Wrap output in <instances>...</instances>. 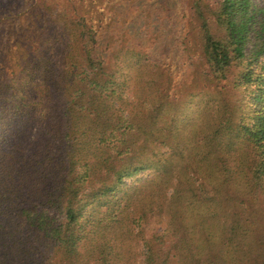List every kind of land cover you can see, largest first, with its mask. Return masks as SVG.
I'll use <instances>...</instances> for the list:
<instances>
[{
	"label": "trees",
	"instance_id": "trees-1",
	"mask_svg": "<svg viewBox=\"0 0 264 264\" xmlns=\"http://www.w3.org/2000/svg\"><path fill=\"white\" fill-rule=\"evenodd\" d=\"M129 1L136 21L180 5L204 63L196 89H163L165 71L143 55L147 28L116 50L125 24L96 25L84 0H31L30 51L0 67V264H178L173 247L190 246L211 213L231 215L234 197L264 213V0ZM249 156L255 182L241 195Z\"/></svg>",
	"mask_w": 264,
	"mask_h": 264
},
{
	"label": "rangeland",
	"instance_id": "rangeland-1",
	"mask_svg": "<svg viewBox=\"0 0 264 264\" xmlns=\"http://www.w3.org/2000/svg\"><path fill=\"white\" fill-rule=\"evenodd\" d=\"M49 1H56L59 7L67 5L71 8L70 1L79 0ZM129 4V0H84L83 7L80 10L88 17H92L96 25H99L102 19L103 23L100 25L105 28L107 26L111 28L112 26L113 31H116L118 25L125 24L121 31L122 33L126 31V34L122 36L118 35V40H114L116 50L127 45H131L132 47L138 46L139 41L135 39L136 33L141 29L147 28L149 33L146 35L143 33V36H147L145 39L146 43L144 42L146 50L143 55L146 58V63H154L157 65L158 71H165L161 83L163 89H167V93L169 94H173L174 92L179 93L187 89H196L193 82L194 72L197 66L202 68L204 63L197 40L194 34L186 27L180 5L172 4V10H167L162 15L158 9L148 10L143 13V19L141 18L139 21H136L135 18L132 20L125 16L124 10ZM161 7L163 6L161 5ZM8 8L12 9L11 13L7 9L5 12L0 10V15L2 13L0 16V67H6L5 69L11 72L13 69H18V65L28 55L27 51H30L31 41L28 42L26 48L23 47V44L25 33L33 28L32 23L34 22L31 0H26L24 3L20 0H12ZM170 14L172 16H169ZM150 54L156 55L154 60L150 58ZM142 175L144 177H154L155 174L148 171L147 173H142ZM232 191L231 189L230 192L232 193ZM228 204L229 210L231 205V210L229 211L231 215L227 213V217H225L224 213L223 216L217 217V215L211 213L208 218L210 220H207L208 222L204 225V230L197 228L192 231L191 235L193 237L189 239V242L192 243L190 246H186V248L173 247V252L170 256L173 257V263L191 264L197 261H193L192 256L198 252L197 258H199V255L202 256L200 260L201 264L207 258H212L213 261L218 259L222 262L223 260L226 264L229 247L243 233H251L254 237V244L248 254L247 264L263 263L264 213H261L262 202L255 198L247 201L236 196ZM166 221V219L158 222L153 220L144 224L147 234L151 235L154 232L158 234L163 233L167 226ZM225 226H227V235L221 248L215 244V240L225 229ZM201 232H204L202 234L203 241H211L209 247L207 244L206 247L204 246L202 253L199 251L197 245H195ZM172 235L169 237L170 240L174 238ZM144 251L145 248L139 246L138 255L141 259ZM176 251L185 254L182 259L176 256Z\"/></svg>",
	"mask_w": 264,
	"mask_h": 264
},
{
	"label": "clouds",
	"instance_id": "clouds-1",
	"mask_svg": "<svg viewBox=\"0 0 264 264\" xmlns=\"http://www.w3.org/2000/svg\"><path fill=\"white\" fill-rule=\"evenodd\" d=\"M248 159V166L244 168L236 177L235 188L241 195L249 194L255 182L254 169L250 163L252 157L249 156ZM226 235L227 226H225V229L215 240V244L218 247H223ZM253 244L254 237L251 233H243L239 235L228 249L226 264H247L248 254Z\"/></svg>",
	"mask_w": 264,
	"mask_h": 264
}]
</instances>
